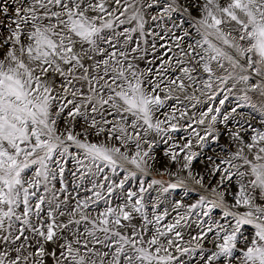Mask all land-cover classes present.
Segmentation results:
<instances>
[{"label":"snow or ice","instance_id":"snow-or-ice-1","mask_svg":"<svg viewBox=\"0 0 264 264\" xmlns=\"http://www.w3.org/2000/svg\"><path fill=\"white\" fill-rule=\"evenodd\" d=\"M0 264H264V0H0Z\"/></svg>","mask_w":264,"mask_h":264},{"label":"rangeland","instance_id":"rangeland-1","mask_svg":"<svg viewBox=\"0 0 264 264\" xmlns=\"http://www.w3.org/2000/svg\"><path fill=\"white\" fill-rule=\"evenodd\" d=\"M156 31H160V29L159 28H156ZM219 99V98H218ZM232 104H234V101H232V102H226L225 103V108H228V107H230ZM194 111V110H193ZM240 111H242V112H247L248 111V109H240ZM254 123H255V121H253ZM181 123L183 124L184 122L183 121H181ZM222 127V126H221ZM229 127L230 128H232L233 130H235V128L237 127V125H235V124H230L229 125ZM190 131V130H189ZM203 134V133H202ZM174 135V137L177 139V141L178 142H180L181 144L184 142V141H182V140H180V137L181 136H184V135H186V133H184L183 131L182 132H180V133H175V134H173ZM209 139H211V138H209ZM194 143V142H193ZM223 143H226V136H222L221 137V141H220V144H223ZM166 147H167V145H163V144H161L160 145V147H159V149H158V151H159V156H158V159H160V158H163V159H166L165 157H163V151H164V149H166ZM214 150H218V148H217V143L215 142V141H213L212 142V144L211 145H209V146H205L203 149H202V152H203V154L204 155H212V154H214ZM200 167H202V165H197V167H196V171H199L200 170ZM160 171H161V173H163V168L161 167L160 168ZM152 178H155V179H160V180H163V181H165V182H168L171 178L169 177V175H167L166 173H164V174H156V173H153L150 177H148V179H152ZM195 199V194H193V200ZM217 214H219L218 212H217Z\"/></svg>","mask_w":264,"mask_h":264},{"label":"bare ground","instance_id":"bare-ground-1","mask_svg":"<svg viewBox=\"0 0 264 264\" xmlns=\"http://www.w3.org/2000/svg\"><path fill=\"white\" fill-rule=\"evenodd\" d=\"M223 127V126H222ZM207 155V154H206ZM210 155V154H209Z\"/></svg>","mask_w":264,"mask_h":264}]
</instances>
